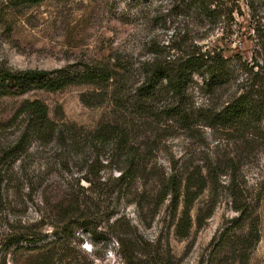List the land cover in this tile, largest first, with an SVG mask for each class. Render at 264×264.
I'll list each match as a JSON object with an SVG mask.
<instances>
[{
  "label": "trees",
  "instance_id": "16d2710c",
  "mask_svg": "<svg viewBox=\"0 0 264 264\" xmlns=\"http://www.w3.org/2000/svg\"><path fill=\"white\" fill-rule=\"evenodd\" d=\"M6 1L8 8L18 9L43 0ZM172 2L170 11L185 18L196 16L201 26H215L233 12L224 7L229 1ZM245 2L254 24L250 62L237 55L225 57L216 48L185 39V47L170 45L169 50L177 55L163 56L154 50L158 57L143 62L135 75L116 64L76 65L53 72L0 66V98L22 96L32 87L56 93L70 85H83L91 87L89 93L81 95L85 106L102 105L107 98L114 109V119L101 123L94 131L51 120L47 106L39 100L22 101L14 115V122H21L17 140L13 145L0 146V207L3 191L9 184L17 189L22 186L16 185L12 164L30 144L56 142L71 149L85 143L90 147L84 155L86 169L75 180L77 184H87L83 194L65 192L53 206L54 222L60 229L55 240L43 247L46 251L40 259L44 264L60 260L59 247L66 245L78 230L88 234L93 243L112 238L123 264H180L166 237L145 238L124 216H118L116 203L104 202L102 216L107 227L105 232L97 231L99 225L88 212V206L96 207L94 198L89 199L84 193L90 191L99 197L100 193H95L98 184L106 187L104 194H113L107 183H100L99 174L104 167L98 161L101 155L97 149L106 146L123 151L121 157L125 158L127 169H116L119 183L126 179H141L146 187L151 180L155 183L154 196L145 189L136 193L131 202L140 215L147 210L154 217L167 201L169 230L172 228L179 241L188 239L194 228H201L213 213L223 189L236 216L211 239L197 264H249L260 241L258 209L264 196V170L260 169L263 173H257L251 182L246 177L247 169L260 165L258 158L264 154V0ZM163 124L175 125L191 137L195 136L194 130L205 128L223 135L225 141L217 143L204 161L192 157L173 160L167 171L157 168V173H152L142 161L137 135L146 126ZM97 190L101 192L102 188ZM205 192L209 200L203 212L193 219L191 210ZM117 198L116 202L120 197ZM56 225L54 228H58ZM27 238L23 232L11 234L7 247L13 248L15 255L24 249L22 243Z\"/></svg>",
  "mask_w": 264,
  "mask_h": 264
},
{
  "label": "rangeland",
  "instance_id": "374dc122",
  "mask_svg": "<svg viewBox=\"0 0 264 264\" xmlns=\"http://www.w3.org/2000/svg\"><path fill=\"white\" fill-rule=\"evenodd\" d=\"M220 1H229L224 7L233 9L230 16L226 15L225 20L222 17L215 26H201L196 16L185 18L170 11L172 0H43L18 9L8 8L7 1L0 0V66L53 72L76 65L116 64L135 75L143 62L158 57L154 50L163 56L173 55L170 45L185 47V39L216 48L225 57L237 55L250 62L254 48L251 12L245 0ZM90 91L91 87L83 85H70L56 93L32 87L22 96L0 98V146L13 145L17 140L21 122L19 119L14 122V115L24 100L41 101L47 106L51 120L73 124L85 131H94L101 123L113 120L114 109L107 98L102 105L93 107L81 102V95ZM194 133L191 137L189 132L169 124L140 129L137 145L140 144L142 161L150 172L157 173V168L167 171L173 160L192 157L204 161L207 155H212L217 143L225 141L223 135L205 128ZM89 148L85 143L71 149H64L56 142L32 143L13 162L16 185L22 186L17 189L9 184L3 191L0 264H44L40 259L46 251L43 247L55 240V233L60 229L54 222L53 206L65 192L83 194L87 184L84 181L77 184L75 180L86 169L84 155ZM97 151L101 155L98 161L104 167L99 174L100 183H107V188L113 190L111 196L104 194L106 187L96 184L95 193H100L99 197L90 191L84 193L89 199L94 198L96 207L88 206V212L98 223L99 232H105L107 227L102 216L103 204L113 202L118 216H124L145 238L166 237L180 264H197L211 239L236 216L226 192L220 189L211 216L201 228H194L188 239L179 241L172 228L169 230L167 201L154 217L147 210L140 215L131 202L136 193L145 189L154 196L155 183L151 180L147 187L141 179L119 183L116 169H127L126 160L121 157L123 151L114 146L100 147ZM258 160L260 165L247 169L249 182L257 173H263L264 154ZM118 196L120 199L116 202ZM208 200L209 194L205 192L195 202L191 210L193 219L203 212ZM258 214L260 241L249 264H264V196ZM20 232L27 234L28 240L22 243L24 249L14 255L6 241L9 235ZM116 251L112 238L93 243L88 234L78 230L66 245L59 247L60 260L54 264H123Z\"/></svg>",
  "mask_w": 264,
  "mask_h": 264
}]
</instances>
